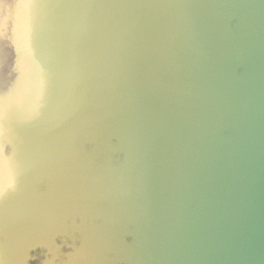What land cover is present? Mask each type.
Returning <instances> with one entry per match:
<instances>
[{
    "label": "water",
    "instance_id": "obj_1",
    "mask_svg": "<svg viewBox=\"0 0 264 264\" xmlns=\"http://www.w3.org/2000/svg\"><path fill=\"white\" fill-rule=\"evenodd\" d=\"M0 264H264V0H0Z\"/></svg>",
    "mask_w": 264,
    "mask_h": 264
}]
</instances>
